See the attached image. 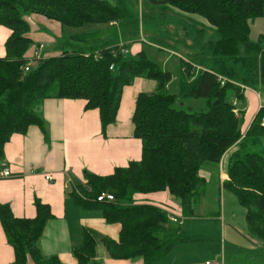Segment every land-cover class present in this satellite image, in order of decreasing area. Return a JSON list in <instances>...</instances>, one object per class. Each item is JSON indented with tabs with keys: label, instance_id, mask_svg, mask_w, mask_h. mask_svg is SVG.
<instances>
[{
	"label": "trees",
	"instance_id": "obj_1",
	"mask_svg": "<svg viewBox=\"0 0 264 264\" xmlns=\"http://www.w3.org/2000/svg\"><path fill=\"white\" fill-rule=\"evenodd\" d=\"M150 3L196 15L215 29L218 41L210 43L193 63L182 61L181 98L205 99V109L200 113L175 110L176 97L168 90L171 74L150 61L144 51L137 57L124 56L119 52L121 45L70 49L71 44L65 41L57 55L34 59L33 65L25 58L33 44L27 36L25 15L44 16L59 22L64 30L81 29L125 19L127 15L119 7L105 0H0V25L12 31L6 42L7 56L0 58V158L14 134L25 135L33 126L48 138L39 109L45 100L86 101V110H99L105 133L117 119L124 88L137 78L153 80L156 91L138 96L133 117L134 135L143 144L142 160L117 168L107 177L86 173V183L70 194L78 207L102 211L108 224L119 225L117 240L104 242L110 259L155 264L187 242L189 238L181 224L173 223L172 214L154 204L138 203L135 197L168 191L180 200L184 216L193 217L195 200L205 194L201 192L206 184L200 176L203 166L219 168L225 154L239 141L223 188L234 193L247 210L250 235L264 241V150L254 151L257 140L264 138V108L242 138L243 113L236 114V106L228 102L232 95L244 102L246 88L264 95V34L257 42L250 39L251 21L264 18V0ZM71 37L78 41L88 38ZM122 46L128 48V44ZM113 51L119 54L114 57ZM194 64L200 67L196 76ZM103 194L114 200L98 202ZM34 204L37 215L33 219L16 218L9 205L0 208L1 225L15 252L13 264H29L30 260L61 264L58 257L45 258L39 248L54 217L51 208L39 198ZM74 255L78 264H98L97 240L90 232L83 231V245Z\"/></svg>",
	"mask_w": 264,
	"mask_h": 264
},
{
	"label": "crops",
	"instance_id": "obj_2",
	"mask_svg": "<svg viewBox=\"0 0 264 264\" xmlns=\"http://www.w3.org/2000/svg\"><path fill=\"white\" fill-rule=\"evenodd\" d=\"M26 21L29 25L27 36L37 46L31 50L29 48L25 58L33 65L34 59L57 55L61 43L43 31H53L52 33L62 37L66 31L61 24L34 14L27 16ZM31 27L41 28V32L31 34ZM11 34V29L0 25V58L7 56L6 42ZM51 43L54 51L46 52L44 45ZM103 43L98 46H103ZM129 48L132 55L135 46ZM139 52L140 49L135 53ZM150 81L137 78L131 86L124 88L117 119L106 128L105 133L99 110H86V101L47 99L39 109L48 138L42 129L33 126L25 135L14 134L6 144L4 155L0 158V171L9 169L14 176L0 179V208L9 205L16 218L33 219L37 215L34 204L36 198L49 205L54 217L48 222L39 241L40 251L45 258L58 257L61 264H78L74 251L83 245L84 230L94 236L97 244L99 241L117 240L119 225L108 224L102 211H86L78 207L70 194L76 186L86 183V173L107 177L113 175L117 168H125L133 161L142 160L143 144L134 135L133 117L138 96L142 93L152 94L157 89V83ZM233 104L236 106V113H243L241 133L245 136L264 108V95L246 88L242 109L238 108L237 102ZM238 148L239 145L234 146L225 154L219 168L210 164L203 166L200 176L206 182L205 188L221 190L229 181V175L224 170V160ZM46 177H51V180ZM175 199L168 191L135 197L138 203L159 206L181 222V216H185ZM196 210L191 218H195ZM105 252L106 264H139L136 261H113L107 250ZM95 260L98 263V252ZM14 261V249L0 222V264H13ZM29 264L35 263L30 260Z\"/></svg>",
	"mask_w": 264,
	"mask_h": 264
},
{
	"label": "rangeland",
	"instance_id": "obj_3",
	"mask_svg": "<svg viewBox=\"0 0 264 264\" xmlns=\"http://www.w3.org/2000/svg\"><path fill=\"white\" fill-rule=\"evenodd\" d=\"M105 1L119 7L127 17L109 25H91L81 29L66 28L62 37L52 33L53 31L43 32L54 37L61 46L68 41L71 44L70 49L90 47L101 42L107 47L109 44L135 46L132 56L137 57L144 51L150 61L158 64L164 72L171 74L168 90L176 97L173 105L175 110L189 109L192 113L202 112L206 106L205 99L181 98L180 84L184 68L182 61L193 63L195 58L203 55V51H206L210 43L218 41L215 29L196 15L174 7L154 6L150 0ZM31 15H25V19ZM95 27H101L103 30H95ZM31 28V34L41 32V28ZM93 33L94 36L90 35ZM263 34L264 18L251 21V41L257 42ZM74 35H87L88 38L84 41L73 40L71 36ZM36 46L37 43L32 44L30 50ZM44 46L46 52L54 51L52 43ZM138 49L140 52L135 53ZM195 68L196 76L200 67ZM228 102L231 104L237 102L238 108L242 109L243 102L234 95L228 98ZM251 141L254 140L248 142ZM257 141L259 144L254 151L264 150V138ZM238 145L240 147V141ZM231 158L232 154L224 160V170L227 175H229ZM201 192L205 195L195 200L194 205L197 209L195 218L183 216L180 218L182 232L189 240L176 246L164 260L155 264H204L206 261L223 260L225 264H264V241L250 235L246 220L247 210L239 204L235 194L226 188L217 190L213 187L202 188ZM175 201L181 206L179 199L176 198ZM103 244L105 245L104 241H99L97 244L98 264H106V247Z\"/></svg>",
	"mask_w": 264,
	"mask_h": 264
},
{
	"label": "built area",
	"instance_id": "obj_4",
	"mask_svg": "<svg viewBox=\"0 0 264 264\" xmlns=\"http://www.w3.org/2000/svg\"><path fill=\"white\" fill-rule=\"evenodd\" d=\"M119 52L124 56L131 55L130 50L128 48H124L122 45H121ZM118 54H119L118 51H113L114 57H116ZM111 69H113V66L111 67ZM25 71L26 72L30 71V65L25 68ZM222 85L224 86V81H223ZM262 125L264 126V118L262 120ZM33 172L34 171H32V173ZM13 176H14L13 173L9 169H4L3 171H0V179H9V178H12ZM46 179L51 180V177H46ZM113 200H114V197L112 195H109V194H103L101 197L97 198L98 202L113 201ZM171 219L174 223L182 224L179 221V219L174 215H172ZM204 264H225V262H224V260L220 261V262L206 261Z\"/></svg>",
	"mask_w": 264,
	"mask_h": 264
}]
</instances>
